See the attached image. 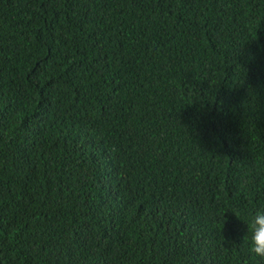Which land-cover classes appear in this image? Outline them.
Wrapping results in <instances>:
<instances>
[{
    "label": "trees",
    "instance_id": "1",
    "mask_svg": "<svg viewBox=\"0 0 264 264\" xmlns=\"http://www.w3.org/2000/svg\"><path fill=\"white\" fill-rule=\"evenodd\" d=\"M264 0H0V264H264Z\"/></svg>",
    "mask_w": 264,
    "mask_h": 264
},
{
    "label": "clouds",
    "instance_id": "2",
    "mask_svg": "<svg viewBox=\"0 0 264 264\" xmlns=\"http://www.w3.org/2000/svg\"><path fill=\"white\" fill-rule=\"evenodd\" d=\"M248 234L244 242L249 245V252L256 257L264 258V207L257 208L249 215L246 222Z\"/></svg>",
    "mask_w": 264,
    "mask_h": 264
}]
</instances>
